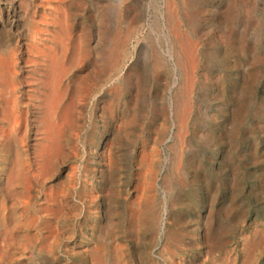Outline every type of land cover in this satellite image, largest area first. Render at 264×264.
Instances as JSON below:
<instances>
[{
	"label": "rangeland",
	"instance_id": "1",
	"mask_svg": "<svg viewBox=\"0 0 264 264\" xmlns=\"http://www.w3.org/2000/svg\"><path fill=\"white\" fill-rule=\"evenodd\" d=\"M0 264H264V0H0Z\"/></svg>",
	"mask_w": 264,
	"mask_h": 264
},
{
	"label": "bare ground",
	"instance_id": "2",
	"mask_svg": "<svg viewBox=\"0 0 264 264\" xmlns=\"http://www.w3.org/2000/svg\"><path fill=\"white\" fill-rule=\"evenodd\" d=\"M115 53H116V52H115ZM118 58H119V54L116 53V54L113 56V60L116 61Z\"/></svg>",
	"mask_w": 264,
	"mask_h": 264
}]
</instances>
